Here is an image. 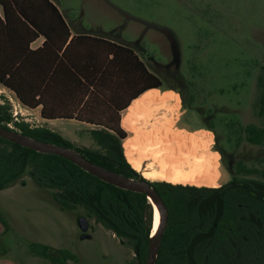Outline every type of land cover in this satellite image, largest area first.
I'll return each mask as SVG.
<instances>
[{
	"label": "trees",
	"instance_id": "16d2710c",
	"mask_svg": "<svg viewBox=\"0 0 264 264\" xmlns=\"http://www.w3.org/2000/svg\"><path fill=\"white\" fill-rule=\"evenodd\" d=\"M0 9V41L5 43L0 48V84L21 103L29 108L42 104L41 115L47 119H85L93 103L98 106L102 97L107 99L100 123L104 127L90 131L95 147L76 146L61 133L25 120L12 129L75 148L105 168L143 180L124 155L128 133L119 124L120 111L145 91L162 87L161 80L130 47L98 35L72 36L69 22L53 0H0ZM40 36L45 37L44 44L32 49L31 43ZM77 43L85 46L84 62L79 50V61L71 58ZM67 69L74 75L68 86L59 81ZM129 88L134 93L128 102L117 105L116 97ZM177 90L186 104L185 93ZM69 97L73 102L66 104ZM252 108L257 121L240 125V140L264 149V63L259 67ZM12 110L8 101L0 102V125L7 129H11ZM215 149L227 164L225 149L218 145ZM228 169L232 177L219 187L150 181L168 212L156 264H264V156L251 162L234 160ZM26 174L39 186L52 189L61 209L82 208L129 244L135 253L129 264H146L154 216L145 193L106 182L66 157L0 136V190L25 182ZM0 222L8 231L1 212ZM30 252L53 264L77 259L68 250L42 243H31Z\"/></svg>",
	"mask_w": 264,
	"mask_h": 264
},
{
	"label": "rangeland",
	"instance_id": "374dc122",
	"mask_svg": "<svg viewBox=\"0 0 264 264\" xmlns=\"http://www.w3.org/2000/svg\"><path fill=\"white\" fill-rule=\"evenodd\" d=\"M55 1L73 26L134 47L162 81V87L156 89L174 91L179 98L165 105L145 104L126 120L133 130L121 125L128 138H135L134 157L142 159L141 169H135L127 158V138L123 141L124 155L142 177L143 170L170 172L181 163L190 170L192 165L187 163L194 161L192 143L199 154H220L215 187L231 179L228 164L234 160L251 162L264 156L263 148L240 140V125L257 121L252 107L259 67L264 63V0ZM161 28L176 40V73L182 79L180 90L186 94V104L180 92L167 85L175 82L167 77L164 63L171 60L174 43ZM5 101L13 108L10 93L0 91V102ZM127 113H122L123 119ZM35 115L26 114L25 121L40 125ZM62 124L65 132L57 128L58 132L70 137L67 139L74 145L96 146L90 130H83L82 124ZM134 126L142 133L134 132ZM179 127L194 132L186 136L188 145L179 142L175 134ZM75 137L78 142L72 141ZM216 145L225 149L227 164ZM23 179L25 182L19 180L0 190V212L9 224L5 231L0 222V264H53L32 254L31 243L72 252L77 259L67 264H129L135 257L129 244L89 218L82 208L61 209L52 189L39 186L27 174ZM81 215L90 221L89 238H82Z\"/></svg>",
	"mask_w": 264,
	"mask_h": 264
},
{
	"label": "bare ground",
	"instance_id": "6f19581e",
	"mask_svg": "<svg viewBox=\"0 0 264 264\" xmlns=\"http://www.w3.org/2000/svg\"><path fill=\"white\" fill-rule=\"evenodd\" d=\"M175 92L165 91L162 92L159 89L152 88L147 90L143 93L140 97L134 100L133 104L130 105L128 108V113L124 117V126L129 129L133 130V127H129L126 124V120L130 119L133 114H136L138 110L143 107L145 104L151 103H162L165 105L167 101L175 100ZM160 107V106H159ZM163 107V106H161ZM130 124V122H129ZM134 132L141 134L142 132L134 126ZM179 138V142L182 144L188 145L186 142V136H193L194 132L190 130H186L185 128H178V131L175 133ZM138 137V135L136 134ZM141 136V135H139ZM135 138L129 137L125 140V153L127 155L128 160L132 163L133 167L137 170H140L142 167V159H136L134 157V151L136 149ZM193 154L192 157L194 161H188V166H191L190 170H186V166L181 163L173 167V170L168 172L165 171L160 173L156 170H143V175L146 178L153 179V180H165L172 183H182V184H191L197 186H211L215 187L216 181L219 177V156L220 154L216 151H212L209 155L207 154H199L198 150H196L195 144H191ZM210 145V144H209ZM190 146V145H189ZM192 159V160H193ZM193 163V164H192ZM150 202L154 206V228L153 234L155 233L156 229L160 223V210L156 202H154L151 198L149 199Z\"/></svg>",
	"mask_w": 264,
	"mask_h": 264
},
{
	"label": "water",
	"instance_id": "95a60500",
	"mask_svg": "<svg viewBox=\"0 0 264 264\" xmlns=\"http://www.w3.org/2000/svg\"><path fill=\"white\" fill-rule=\"evenodd\" d=\"M0 136L19 145L34 149L38 152L54 153L66 157L100 179L124 189L143 192L148 196L149 199L151 198L154 202H156L160 210L161 218L159 226L153 234L152 240L150 242L148 258L146 262V264H156L168 212L163 198L150 184L149 179L146 177H144L143 180L130 178L124 174H120L89 160L75 148L38 140L12 128L7 129L2 125H0ZM78 223L81 230L83 231L82 238H89L91 235L88 233L90 227V221L88 217L81 215L78 219Z\"/></svg>",
	"mask_w": 264,
	"mask_h": 264
},
{
	"label": "crops",
	"instance_id": "0c3cea01",
	"mask_svg": "<svg viewBox=\"0 0 264 264\" xmlns=\"http://www.w3.org/2000/svg\"><path fill=\"white\" fill-rule=\"evenodd\" d=\"M55 3H56V1L55 0H53ZM57 4V3H56ZM57 6L59 7V5L57 4ZM60 8V7H59ZM61 11H62V9H60ZM0 11H1V9H0ZM63 12V11H62ZM65 15V14H64ZM65 17H66V19H67V21L69 22V20H68V18H67V16L65 15ZM69 24H70V22H69ZM70 29H71V33H72V36L73 35H75V34H92V35H98L99 37H101V38H105V39H108V40H111V41H115L114 39H111V38H109V37H107V36H103V35H101V34H96V33H93V32H90V31H85V30H83L82 28H77L76 26H73L72 24H70ZM71 36V37H72ZM44 42H45V37L44 36H40L38 39H36L35 41H33L32 43H31V48L32 49H37V48H39V47H41L43 44H44ZM118 42V41H117ZM119 44H122V45H124V46H127V47H130V48H132L133 50H134V47H132L131 45H129V44H125V43H120V42H118ZM5 43H2L1 41H0V48L1 47H3V45H4ZM5 46V45H4ZM4 48V47H3ZM84 48H85V46H84V44H80V43H77L74 47H73V49H72V51H71V58L73 59V60H75V61H79L78 60V58H77V56L79 55V57L82 59V61L84 60V58H83V55H84ZM77 50H79L80 51V53L77 55V53H78V51ZM87 51V50H86ZM103 54V57H104V52L102 53ZM101 56V55H100ZM112 57V56H111ZM84 62V61H83ZM57 65V64H56ZM66 73H63L62 75H59V81H66L67 82V85L66 86H68L69 85V82L73 79V77H74V75H73V71H69L68 69L65 71ZM152 89V88H151ZM0 91L2 92V91H4V92H8V93H10V97H13V98H15V99H18L17 97H16V95H15V93L12 91V90H10V89H8V88H6V87H4L2 84H0ZM146 92V91H145ZM144 92V93H145ZM134 93V89H132V88H129L125 93H121L120 95H118L117 97H116V104L117 105H125L127 102H128V100L130 99V97L132 96V94ZM143 94V93H142ZM141 94V95H142ZM135 99H137V98H135ZM135 99H133L130 103H129V106L127 107V108H125V109H123V110H121L120 111V122H119V124H120V126L122 125V126H124L123 125V118H122V113L123 112H125L126 110H128V108L130 107V105H132L133 104V102H134V100ZM54 100V99H53ZM87 100V99H86ZM100 100V99H99ZM105 100H107L105 97H102L101 98V101H100V103L98 104V106H95L96 105V103L94 104H92V107L93 108H91V110H90V112H89V116H87V117H85V119H80V118H77L76 116H74L73 118H63V117H57V118H50V119H47V118H44L42 115H41V111H42V104H40L39 106H37L36 108H29V107H27V106H25L23 103H21V105H22V108H23V110L25 111V112H27L28 114H36L35 115V118L38 120V121H40L41 122V124L40 125H45V126H47V127H49L51 130H53V131H57L58 132V130H57V128L58 129H60L59 131H61V129H62V132L64 131L65 132V130H66V128H65V126L62 124V122H67V121H73V122H76V123H79V124H82L85 128L83 129V130H92V129H100V128H103L104 126L102 125V124H100V123H102L103 121H104V114H103V108H105ZM73 102V97H69V98H66V104H69V103H72ZM83 105V104H82ZM76 115V114H75ZM122 118V119H121ZM63 125V126H62ZM121 126V127H122ZM59 127H61V128H59ZM123 128V127H122ZM179 128H184V127H179ZM185 129H187V128H185ZM62 132H61V134H62ZM60 133V132H59ZM64 137H66V138H70V137H68L67 135H65V134H62ZM127 138H128V136H127ZM76 139V137L72 140L73 142H78L77 141V139ZM126 139V138H125ZM124 139V140H125ZM94 141V140H93Z\"/></svg>",
	"mask_w": 264,
	"mask_h": 264
},
{
	"label": "flooded vegetation",
	"instance_id": "af4514ba",
	"mask_svg": "<svg viewBox=\"0 0 264 264\" xmlns=\"http://www.w3.org/2000/svg\"><path fill=\"white\" fill-rule=\"evenodd\" d=\"M160 30L163 31L168 37H170V39L172 40V43H174L173 48H172V58H171V60L169 59L168 61H165L164 63L166 65V67L168 68L167 69V77H172L173 79H175V82L168 83L167 85L170 88L181 89L182 86L180 85V82L182 81V79L176 73V66L178 65V63H177L178 60L176 61V59L178 58V52H177L176 47H175L176 40L172 39L173 35L170 32H167L166 30H163L162 28ZM174 66H175V69H174ZM185 98H186V94H185Z\"/></svg>",
	"mask_w": 264,
	"mask_h": 264
},
{
	"label": "built area",
	"instance_id": "2783aa9c",
	"mask_svg": "<svg viewBox=\"0 0 264 264\" xmlns=\"http://www.w3.org/2000/svg\"><path fill=\"white\" fill-rule=\"evenodd\" d=\"M10 100L12 102V105H13V118L10 122H8V126L10 128H14L15 127V124L17 122H21L23 120H26L27 118H25L24 116L27 115H31V114H28L26 113L23 108H22V105H21V102L18 100V99H15L13 97H10ZM31 126H34L31 124ZM35 126H39V125H35Z\"/></svg>",
	"mask_w": 264,
	"mask_h": 264
}]
</instances>
